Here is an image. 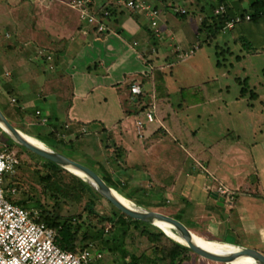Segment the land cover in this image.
I'll use <instances>...</instances> for the list:
<instances>
[{"label":"crops","instance_id":"1","mask_svg":"<svg viewBox=\"0 0 264 264\" xmlns=\"http://www.w3.org/2000/svg\"><path fill=\"white\" fill-rule=\"evenodd\" d=\"M128 1L93 0L95 11L106 9L111 14L106 20L107 32L98 37L100 34L88 28L70 0H0V5H7L8 11L3 10L10 16L7 21L0 19V101L8 93L13 94L11 103L17 104L20 99L15 94L32 85L33 100L42 103L24 117L12 114L17 125L12 124L30 137L42 135L47 141L54 140L51 134L56 131L53 151L59 153L64 141L68 142L64 145L73 148L80 139L93 137L92 145L83 141L85 150L79 162L90 166L86 163L89 161L91 166L103 168L104 173H100L132 203L151 209L153 199L169 196L172 202L185 203L179 209L185 210L191 221L174 217L184 220L194 232L217 237L218 242L226 244H230L225 241L229 236L240 240L258 236L264 248V165L257 160L259 153L264 159V139L251 145L230 141L224 153L231 155L235 163L229 165L222 160L215 170L210 168V145L208 148L201 143V166L208 170V175L196 172L199 163L195 164L196 168L181 154L192 156L193 147L199 145L195 135L199 129L185 123L180 115L203 107L206 101L172 105L167 78L174 68L172 56L189 58L198 49L194 41L199 37L196 29L201 27L203 17L198 15L201 22L193 13L180 18L181 9L194 12L202 7L203 0H134L157 12V30L152 28L149 13L129 7ZM224 1L234 18L237 12L249 10L254 0ZM10 24L14 29L6 30L2 36L3 28ZM218 39L219 36L214 40L216 48L220 47ZM156 70L165 75L164 91L157 87ZM133 86L141 87L140 96L132 94ZM183 91L187 89L182 88L179 94ZM151 106L155 107V121L147 123L146 114ZM0 110L3 113L1 106ZM136 122L145 123L144 136L151 142L145 144L140 140L141 127L136 130ZM105 134L122 140L119 147L110 146L120 151L117 167L124 168L120 174L128 177L139 166L146 165L147 178L156 183L150 180V188L159 185L163 192H147L149 197H144L140 186L129 180L116 182L103 165L91 163L88 149L94 151L98 139L102 141ZM176 156L184 161L182 166L173 161ZM181 172H185L186 182L178 184ZM203 175L208 182L209 176L214 177L211 185L206 184ZM217 184L227 191L216 194ZM198 192L202 193L201 197ZM18 193L17 190L13 195Z\"/></svg>","mask_w":264,"mask_h":264},{"label":"rangeland","instance_id":"2","mask_svg":"<svg viewBox=\"0 0 264 264\" xmlns=\"http://www.w3.org/2000/svg\"><path fill=\"white\" fill-rule=\"evenodd\" d=\"M5 6L7 7V5L4 4L2 9L0 7V19L7 21L10 16L8 15V12H5V10L8 11L5 9ZM237 13L240 14V12ZM250 14L248 13L247 16ZM195 17L198 19V22H201V17L198 16V14L195 15ZM210 20L209 23L214 22V20ZM11 25L12 24L3 28L2 36H4L6 30L14 29ZM196 30L198 31V29ZM196 38L197 39L194 41V47L196 46L198 49H196L192 56L189 58L184 56L185 59L178 58L175 55L171 57L170 61L174 68L172 69V75L170 74L167 78V83L171 93L170 100L172 105H185V102L193 104V101L198 102L195 104H199V102L202 103V101H206L201 108L190 109L184 114H181L183 113L182 110V112L179 111L180 109L178 111L181 114L180 119L192 128L199 129L195 134L200 142L199 143L196 140V143L199 145L195 144L193 147V154L191 153L192 156L187 155L186 152H182V157L184 160H187L190 165L195 166V164L199 163V167L195 166L199 169L198 171L197 169L195 171L203 172L208 175V170L206 168L203 169L201 166V143L207 147L210 145V150H208L210 154L208 155V158L210 160L209 163H211L210 168L215 170L222 160L226 161L229 165L235 163V160L231 155L224 153L227 146L230 145V141L234 144L241 141L242 144L251 145L256 140L259 141L264 139V21L240 22L233 28L225 26V29L219 35L217 41L220 45V47L217 45V48H220V51H222V56H218L214 40H210V43L205 42L206 44H204V35ZM237 38H241V42H236ZM245 42H247L248 45H246ZM200 45L202 46L198 47ZM217 62H220V67L217 66ZM246 79L248 80L249 87L245 90L246 93L244 92L245 94H243V89L247 87L244 83V81H247ZM182 88H186L187 91H183L179 94V91ZM32 89L35 90L32 85H29L23 93L17 92L15 94L16 98L20 99V102L17 104L11 103L10 97H12L13 94L9 96L7 93L1 96V109L7 116V119L11 123H14V125L17 124L14 122L12 114L24 117L28 111H33L36 106L42 105V103L33 100L31 94ZM249 89H253L257 96L253 97ZM136 126V130L139 131L140 128L138 129L139 125L137 122ZM140 130V133L143 135V137H141V134L138 135L140 140L145 144L146 142H151V140L146 141L144 136L145 128H141ZM240 136L242 138H240ZM101 139L102 141L98 139V147L95 148L94 151L88 149L90 152L89 154H92L91 159L93 160H90L91 163L96 164V162H99L101 166L103 165L111 173L113 180L116 182L129 180L132 184L140 186L144 197H149L147 192H155L156 194H159L160 191L163 192L159 185H154L150 188V180L153 181V184L156 183H154V179L147 178L148 173L145 171L147 169L146 165L139 166L134 172L129 173V175H127L128 177H125V175L123 177L120 174L121 168L123 167H117V160L121 158L118 156L120 151L116 152L115 149L113 150V148L110 147L112 144L119 147L118 144H120L122 140L119 138V140L116 139L113 134H105V137L102 136ZM11 140L16 142L0 128V148L5 151L7 147L12 144ZM83 141H88V143L92 145L94 144L95 139L93 137L82 138L79 142L74 143L73 148H70V145L67 146L68 142L64 141V144H67L64 145L61 143L62 147L59 151L65 156L79 162V159L81 158L80 154L85 150L82 147L84 144ZM50 143L52 144L54 142ZM16 144L18 145L12 147V149L10 148L12 150L10 152H13L18 156L17 158H20L21 160L20 167H16V174L18 173V168H20L17 177L23 181L24 189L28 192L27 196L40 199L42 204L49 211L69 218H78L81 216L85 218L87 224H90L96 229L102 227L107 234L108 231H111L112 224L107 221L102 224L101 222L104 218L116 219L121 218L122 216L126 217L107 199H105L87 179L81 178L58 165H56L58 166L57 169H55L56 171L44 168V164L50 162L30 152L19 143L16 142ZM207 147H205V149ZM189 151L191 152V150ZM176 157L172 158L173 161L176 165L182 166L184 161L181 158ZM257 160L260 161V164L264 165V159L261 153L257 156ZM86 163L90 165L89 167H92L99 173H104L103 168L96 165L91 166L92 164H90L89 161ZM187 167L189 166L187 165ZM179 175L181 176H179L180 179L178 184L184 183L186 179L185 172H181ZM138 176L141 177L138 178ZM203 176L207 185H211L210 182L214 181L213 176H209L211 178L209 182L207 177L205 175ZM47 177L51 179L50 183L56 182V185L58 184L59 188H51V186H49L50 184L46 183L47 179H44ZM156 180L158 179L156 178ZM254 183L256 182L254 181ZM85 184H88L89 186ZM215 190L216 194L219 195L224 191H227V189L220 184H217ZM6 195L12 202H17V199L26 197L23 190H21L18 195H13L10 192H7ZM198 195V197H201L202 193L198 192ZM168 197L169 196H164V199H153L155 201L151 202V207L154 208L151 209L148 208L149 206H145L144 209L139 206L138 203H134V205L136 210L151 211L153 209V211L156 212L171 216H182L190 220L186 211L179 209V207L184 208L185 203L181 201L180 203L172 202L171 199H169V202ZM155 206L159 208H155ZM33 212L39 214L38 210H34ZM214 230L216 231V229ZM175 231L179 234L177 230ZM118 233L120 232L118 231ZM196 233L207 240L219 241L216 239L217 237L212 238L210 235H204L201 232ZM214 235L218 236L217 233ZM171 240L189 248L187 245L172 238ZM225 241L236 246H241L239 247L240 249L252 248L264 251V248H261L258 236L257 238L252 237V239L249 238L248 240L244 238L240 240L238 237L229 236L228 238H225ZM124 244L126 245L127 252H130L126 257H123L119 252L112 250V245L108 247L101 242H95L94 251L97 255L101 254L102 257L93 261L92 264H152V262L155 261L157 262L155 264H168L169 260L166 255L167 250L173 247L171 241L169 242L166 240H163L160 244L157 243L153 245L148 239L141 237L138 231H135L133 239H125ZM132 254L137 256L135 261L132 258ZM174 264L220 263L210 262L190 251L183 255H179Z\"/></svg>","mask_w":264,"mask_h":264},{"label":"built area","instance_id":"3","mask_svg":"<svg viewBox=\"0 0 264 264\" xmlns=\"http://www.w3.org/2000/svg\"><path fill=\"white\" fill-rule=\"evenodd\" d=\"M215 2L218 7L215 8L214 14H226L225 1ZM70 5L80 11L81 19L92 31L100 35L107 32L106 20L111 16L108 10L95 11L93 0H70ZM127 5L147 11L152 18V28L158 29V15L154 9L134 0H129ZM181 12L186 13L187 10L181 9ZM244 19L250 20L251 16L248 15ZM242 20L241 15L237 14L226 27L233 28ZM131 92L134 96L142 94L140 86H133ZM146 116L147 123L155 121L154 106H151ZM138 125L143 128L145 123L139 122ZM19 164V159L13 152L0 148V264H92L100 259L102 255L95 253L93 245L80 249L77 253L62 249L56 242L57 231L40 222L39 214L8 199L7 192H17L15 187H7V184L15 176Z\"/></svg>","mask_w":264,"mask_h":264},{"label":"trees","instance_id":"4","mask_svg":"<svg viewBox=\"0 0 264 264\" xmlns=\"http://www.w3.org/2000/svg\"><path fill=\"white\" fill-rule=\"evenodd\" d=\"M202 1V0H201ZM203 5L200 9L194 10V12H191L190 10H187L185 14L180 13V18H187L190 13L198 14L203 17V23L201 27L198 29V35L199 37L205 36V39L203 41L210 43V40H215L217 37L223 32L225 29L226 24L233 18L232 11H230L229 8H227V13L223 15H215L214 10L218 7V4L215 2V0H203ZM250 14L251 19L249 22H258L259 20L264 21V0H254L252 3V6L249 10H245L240 12L241 17L243 20L247 16V14ZM212 19L214 22L209 23V20ZM211 21V20H210ZM104 35V34H103ZM102 34L98 37H102ZM241 38H237L236 42H241ZM246 45H248L247 42H245ZM219 52V53H218ZM217 54L218 56H222V51H220V48H217ZM218 66H221L220 62H218ZM156 74L154 76V79L157 83V87L159 90L164 91V73L161 70H156L154 72ZM247 80V79H246ZM244 83L247 85L245 89H243V94H245V90L248 89V80L244 81ZM249 91L252 93V96L255 97L257 94L253 91V89H249ZM245 92V93H244ZM140 101H144V97H140ZM148 108V106H147ZM57 132L51 134V138L54 139L53 141H47L44 139L42 135L38 136H32L45 144L49 149L54 150L55 141L57 140ZM12 144L7 147L5 151H12V147L18 145L16 142L11 140ZM54 142V143H50ZM11 148V149H10ZM18 157V156H17ZM19 159V167L21 165V160ZM58 166L55 164L45 163L44 168L55 170ZM18 168V173H19ZM60 169V168H58ZM56 171V170H55ZM58 171V170H57ZM17 174L13 177L11 181L7 184V187H15L17 188L18 192L21 190L24 191L25 198H23L20 201L14 202L23 208L33 211L38 210L40 215V222H43L47 224L49 227L55 229L57 231V237L56 242L57 244L64 250L72 251L77 253L80 249H85L89 247L91 244H95V242H101L103 245L110 246L112 245V250H115L116 252H119L123 257H126L129 251L127 252V248L125 243V239L130 238L133 239L135 235V231H138L140 233V236L143 238H146L149 240V242L153 245L160 244L163 240L171 241L173 244V247L169 250H167V258L169 260L168 264H174L176 262V259L179 257V255H183L187 252H190L191 250L175 241H172L171 238H169L164 232L159 230L156 227L150 226L148 224H143L140 222H134L132 220L127 219L126 217L121 218H108L103 219V222L107 221L111 223V231L105 232V229L102 227L99 229H96L92 227L90 224H87L85 221V218L83 217H64L60 214L53 213L49 211L43 204L42 201L38 198H34L31 196H27V191L24 189L23 181L20 180L17 177ZM47 179L46 183H49L51 188H59L58 184L50 183L51 179L49 177L44 178ZM89 186L88 184H85ZM117 191L120 193L119 189L117 188ZM121 194V193H120ZM118 231L120 233H118ZM93 244V245H94ZM165 250V249H164ZM137 256L135 254H132V258L135 261ZM138 261V259H137ZM157 263L152 262V264ZM136 264V263H134Z\"/></svg>","mask_w":264,"mask_h":264},{"label":"water","instance_id":"5","mask_svg":"<svg viewBox=\"0 0 264 264\" xmlns=\"http://www.w3.org/2000/svg\"><path fill=\"white\" fill-rule=\"evenodd\" d=\"M0 128L9 135L12 139H14L21 146L34 153L35 155L41 157L42 159L53 163L55 165L61 166L67 170L70 168L76 169L80 172H83L87 175L92 181L93 186L96 190L107 199L113 206H115L124 216L134 222H140L143 224L157 226L158 222L166 223L171 225L175 230H177L182 237L184 238L186 245L190 248V250L196 255L202 257L205 260H208L213 263L220 264H230L236 261L239 258H251L255 260H259L264 264V252L252 249V248H243L238 249V251L234 252L230 255H220L217 253H209L206 252L195 240L194 238V230L186 223L184 220L180 218L167 215L161 212L156 211H140L136 209H131L123 205L115 196L114 192L116 189L111 185V183L97 170L89 167L81 162L73 160L59 152H55L53 150L39 147L27 139V135L22 131L17 129L2 113L0 110ZM70 171V170H69ZM160 229V228H159ZM196 234V233H195Z\"/></svg>","mask_w":264,"mask_h":264},{"label":"bare ground","instance_id":"6","mask_svg":"<svg viewBox=\"0 0 264 264\" xmlns=\"http://www.w3.org/2000/svg\"><path fill=\"white\" fill-rule=\"evenodd\" d=\"M27 139L32 142L33 144L39 146V147H43L45 148V145L40 142L39 140L30 137V136H26ZM70 172H72L73 174L87 179L89 182H91L93 184V181L87 176L85 175L83 172H80L76 169H69ZM115 196L117 197V199L126 207L131 208V209H136L134 203H132L130 200H128L127 198H125L124 196H122L121 194H119L117 191L114 192ZM157 226L170 238L186 245V242L184 240V238L182 237V234H177L175 229L171 226L168 225L166 223H161L158 222ZM194 238L196 240V242L206 251L209 253H217L220 255H230L233 254L234 252L238 251L239 247L234 246V245H230V244H226V243H221V242H217V241H210L207 240L197 234L194 233ZM231 264H263L262 262H260L259 260H255V259H251V258H239L236 261L232 262Z\"/></svg>","mask_w":264,"mask_h":264}]
</instances>
